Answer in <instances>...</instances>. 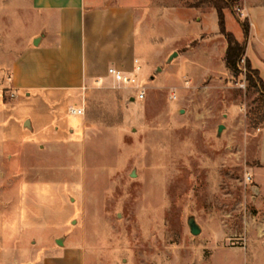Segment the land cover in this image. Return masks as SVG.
<instances>
[{"label": "rangeland", "instance_id": "1", "mask_svg": "<svg viewBox=\"0 0 264 264\" xmlns=\"http://www.w3.org/2000/svg\"><path fill=\"white\" fill-rule=\"evenodd\" d=\"M208 7L206 34L176 40L136 85L87 95L81 116L63 101L50 118L5 84V71L0 264H43L72 250L80 264H264L263 99L244 62L239 77L227 69L226 39ZM240 8L229 11L227 30L242 39ZM15 13L13 44L27 35V16ZM249 51L264 70V43ZM143 90V101H131ZM30 114H42L39 137L25 126Z\"/></svg>", "mask_w": 264, "mask_h": 264}, {"label": "crops", "instance_id": "2", "mask_svg": "<svg viewBox=\"0 0 264 264\" xmlns=\"http://www.w3.org/2000/svg\"><path fill=\"white\" fill-rule=\"evenodd\" d=\"M208 6L190 8L174 0H0V80L7 70L10 78L5 84L27 91L29 99L42 104L53 118L63 101L68 109H76L85 105L87 95L122 85L109 75L110 68L137 81L144 79L157 66L151 64L153 57L170 55L176 40L188 44L206 34L201 18ZM14 11L27 16V35H15L13 44ZM240 13L251 24L246 56L264 80V70L249 51L254 42L264 43V3L243 0ZM192 15L199 17L192 20ZM235 37L244 41V33L242 39ZM2 50L8 51L6 59ZM41 115H29L35 137L45 127ZM43 264H80V251L47 257Z\"/></svg>", "mask_w": 264, "mask_h": 264}, {"label": "trees", "instance_id": "3", "mask_svg": "<svg viewBox=\"0 0 264 264\" xmlns=\"http://www.w3.org/2000/svg\"><path fill=\"white\" fill-rule=\"evenodd\" d=\"M242 1L243 0H198L196 3L189 5V7L200 8L203 5L209 4L216 10L219 33L224 36L227 41L225 65L234 77H239L241 74L240 65L242 62L245 63L248 72L246 80L248 81L249 86L262 96V107L264 109V80L261 78L260 72L252 67L251 61L246 56L247 41L251 31L250 21L246 18L241 22L244 33L243 42H239L235 35L227 30L225 11L229 9L231 10ZM262 121H264V117L262 118Z\"/></svg>", "mask_w": 264, "mask_h": 264}, {"label": "built area", "instance_id": "4", "mask_svg": "<svg viewBox=\"0 0 264 264\" xmlns=\"http://www.w3.org/2000/svg\"><path fill=\"white\" fill-rule=\"evenodd\" d=\"M109 75H111L115 81H117L118 83L122 84V85H129V86H134L137 84V80L135 77L131 78V77H128L126 76L123 72L121 71H118L117 69L115 68H110L109 69ZM145 95H146V92L143 90V91H139L138 92V95L135 97V100L137 101L138 99L143 101L145 99ZM70 114L71 115H82L83 114V110L81 109H71L70 110Z\"/></svg>", "mask_w": 264, "mask_h": 264}, {"label": "water", "instance_id": "5", "mask_svg": "<svg viewBox=\"0 0 264 264\" xmlns=\"http://www.w3.org/2000/svg\"><path fill=\"white\" fill-rule=\"evenodd\" d=\"M177 54H174L173 56H176ZM132 101H135V99L133 98ZM25 126L26 127H29L30 126V122L29 121H26L25 123ZM224 129V126H220L219 127V133H221ZM135 175H133L134 177ZM188 225L190 227V231L193 235H199L201 233V228L199 227V225L197 224L196 220L194 217L190 218L189 221H188ZM57 243L59 245L62 244V242L60 240L57 241Z\"/></svg>", "mask_w": 264, "mask_h": 264}, {"label": "bare ground", "instance_id": "6", "mask_svg": "<svg viewBox=\"0 0 264 264\" xmlns=\"http://www.w3.org/2000/svg\"><path fill=\"white\" fill-rule=\"evenodd\" d=\"M72 116H80V115H72Z\"/></svg>", "mask_w": 264, "mask_h": 264}]
</instances>
